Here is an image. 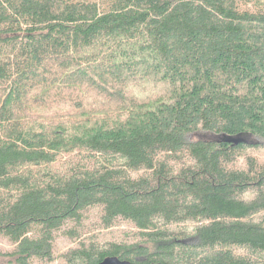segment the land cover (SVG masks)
Segmentation results:
<instances>
[{
  "label": "trees",
  "instance_id": "trees-1",
  "mask_svg": "<svg viewBox=\"0 0 264 264\" xmlns=\"http://www.w3.org/2000/svg\"><path fill=\"white\" fill-rule=\"evenodd\" d=\"M261 254L264 0H0V260Z\"/></svg>",
  "mask_w": 264,
  "mask_h": 264
},
{
  "label": "water",
  "instance_id": "water-1",
  "mask_svg": "<svg viewBox=\"0 0 264 264\" xmlns=\"http://www.w3.org/2000/svg\"><path fill=\"white\" fill-rule=\"evenodd\" d=\"M210 139L212 141L235 142V139L226 138L224 136H216V137L214 136ZM96 264H131V263L128 261L119 260L116 257H107V258H104L101 262L96 263ZM153 264H161V263H153Z\"/></svg>",
  "mask_w": 264,
  "mask_h": 264
},
{
  "label": "rangeland",
  "instance_id": "rangeland-1",
  "mask_svg": "<svg viewBox=\"0 0 264 264\" xmlns=\"http://www.w3.org/2000/svg\"><path fill=\"white\" fill-rule=\"evenodd\" d=\"M214 137L213 135H207L205 133H200L199 135L195 136V137H191L190 135L186 136V140H192V139H201L204 138L206 140H209L210 138ZM244 254H247V252H244ZM257 259L260 260L261 263L264 264V254L258 255ZM7 259H1L0 260V264H7L6 263Z\"/></svg>",
  "mask_w": 264,
  "mask_h": 264
}]
</instances>
